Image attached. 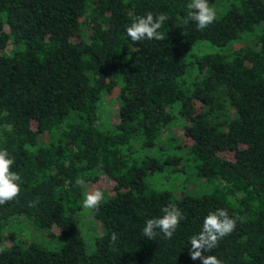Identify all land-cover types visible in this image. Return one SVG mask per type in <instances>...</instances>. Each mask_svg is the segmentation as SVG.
Returning a JSON list of instances; mask_svg holds the SVG:
<instances>
[{"label": "trees", "instance_id": "obj_1", "mask_svg": "<svg viewBox=\"0 0 264 264\" xmlns=\"http://www.w3.org/2000/svg\"><path fill=\"white\" fill-rule=\"evenodd\" d=\"M190 2L0 0V117L12 125L0 149L21 177L19 197L0 205V264H202L191 259L190 239L221 208L236 218L235 230L204 255L264 264V0H234L203 31L187 19ZM148 12L169 17L159 29L165 39L133 42L127 28ZM243 37L254 45L235 46ZM200 41L224 51L189 62L186 53ZM116 89L119 121L102 129L101 101ZM226 96L235 113L219 121ZM177 123L189 140H182L189 166L217 181L210 193L176 195L146 181L149 169L182 157L135 152L162 143ZM104 178L114 193L102 189L99 212L92 211L104 231L89 252L78 216L88 185ZM170 203L185 217L173 237L159 229L155 240L144 237L146 221ZM20 217L60 228L62 245L51 249L14 233L4 244L6 227Z\"/></svg>", "mask_w": 264, "mask_h": 264}, {"label": "rangeland", "instance_id": "obj_2", "mask_svg": "<svg viewBox=\"0 0 264 264\" xmlns=\"http://www.w3.org/2000/svg\"><path fill=\"white\" fill-rule=\"evenodd\" d=\"M233 1L234 0H227L224 3L217 2L210 6L215 8L217 15H220L228 9ZM247 44L254 45L252 41L246 37H243L241 40L234 43L235 46ZM14 48L16 47L11 45L2 53H10ZM222 51H224L223 47L214 45L207 41H200L193 47V49L186 53V58L189 62H192L194 59L205 53ZM192 76H194V74H192ZM119 92L120 89H116L112 92L104 93L99 111V125L102 129H106L110 125H114L119 121ZM225 99L226 111L215 115V118L219 121H225L228 116H233L235 113V109L232 107L228 96H226ZM4 124L7 123L1 122L0 117V126ZM0 132H2V138H0V142H2L5 139L6 132L8 131H3L0 129ZM171 136L180 139V142L177 143L175 141L168 140ZM162 140L163 142L157 144L155 147L147 148L140 146L139 150L135 152V156L138 158H144L148 155L162 159L169 155H177L182 157V161L179 165L169 161L170 163L164 164L162 167H159L155 170L149 169L147 171L146 181L157 190H171L176 195H182L185 192H189L194 195L210 193L217 181H209L205 178L197 176L195 168H193L191 165L189 166L187 163L186 158L189 153V148L186 146V144H182V140L187 143L189 140L187 138L185 139L182 124L177 123L172 126L171 129L166 131L162 136ZM49 141V133L40 135L41 143H47ZM224 155L226 157H232L231 153H226ZM96 189H103L107 194L114 193L112 191V181L109 178H104V180L89 184L87 192ZM78 223L83 231V236L87 243V249L89 252L94 251L96 248V237L102 234L104 231L102 222L94 218L92 210L83 208L78 216ZM11 233L16 234V237L21 240L24 239L27 241H35L51 249H57L63 243V235L60 228H42L34 224L30 219H25L24 217L14 219L8 224L4 232V244H10L11 240L8 238V236Z\"/></svg>", "mask_w": 264, "mask_h": 264}, {"label": "clouds", "instance_id": "obj_3", "mask_svg": "<svg viewBox=\"0 0 264 264\" xmlns=\"http://www.w3.org/2000/svg\"><path fill=\"white\" fill-rule=\"evenodd\" d=\"M189 9L187 19L195 21L198 30L203 31L214 23L216 19V10L211 7L208 0H191L187 5ZM169 17L161 13L154 16L148 12L146 16L135 18L132 24L127 28V34L133 42H139L144 39L164 40L165 36L159 29ZM6 115V113H5ZM3 131H12V125L4 124L0 126ZM2 138V132H0ZM15 163L7 149H0V205L17 199L20 195V175L12 171V165ZM98 168H103V161L97 164ZM77 186H84L83 178L78 177L75 181ZM104 200V192L100 189L88 191L85 194L82 207L87 210L99 212V207ZM38 201H29V207H34ZM163 215L158 218L148 219L142 230V235L148 239L155 240L159 233L163 238L171 239L179 227L181 220L185 219L181 210L175 204H168L162 208ZM236 227V218L229 216L226 209H217L210 212L204 219L202 230L198 235H193L190 239V256L192 260H200L202 264H222V261L214 255H204L217 247L219 241L231 234ZM159 229V233L157 232ZM117 234L113 232L110 240L114 244L117 241ZM4 248H0L3 252Z\"/></svg>", "mask_w": 264, "mask_h": 264}]
</instances>
